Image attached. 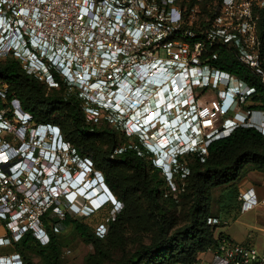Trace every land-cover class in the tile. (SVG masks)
Instances as JSON below:
<instances>
[{"label": "built area", "instance_id": "built-area-1", "mask_svg": "<svg viewBox=\"0 0 264 264\" xmlns=\"http://www.w3.org/2000/svg\"><path fill=\"white\" fill-rule=\"evenodd\" d=\"M262 13L264 0H221L205 24L190 14L184 0H0V28L17 36L11 44L0 35V56H12L49 88H66L88 123H105L113 133L136 139L132 148L151 155L155 167L162 161L152 152L178 141L172 168L162 171L173 184L181 171L186 179L185 156L198 154L204 161L213 141L241 127H255L264 135V110L243 106L256 87L218 64L223 51L264 86ZM4 110L0 220L6 234L0 247L29 232L47 244L42 216L54 205L59 213L60 198L46 195L40 178L21 172L23 158L7 156L20 152L27 131L19 128L16 109L15 120L5 118ZM2 132H15L20 143L5 140ZM69 151L77 164L74 149ZM239 201L241 212L259 205L253 188ZM208 252L214 260L206 264H264V250L251 243L223 239ZM201 256L197 264H205ZM0 264L28 262L11 253L0 254Z\"/></svg>", "mask_w": 264, "mask_h": 264}, {"label": "trees", "instance_id": "trees-1", "mask_svg": "<svg viewBox=\"0 0 264 264\" xmlns=\"http://www.w3.org/2000/svg\"><path fill=\"white\" fill-rule=\"evenodd\" d=\"M261 26L264 27V13L261 17ZM220 54L218 64L222 69L237 74L256 87V92L243 106L264 110V86L234 57L223 51ZM2 85H5V91L1 94L10 104L14 100H19L25 111L33 113L34 120L38 124H53L58 127L60 125L69 142L73 144L72 148L77 157L91 159L95 168L105 173L106 183L118 196L116 198L126 205V210L110 219L108 234L118 232L121 226L143 217V214L138 212V203L129 198V193L122 185L124 175L115 174L110 162L104 156L101 157L99 153L92 152L84 142L85 136L95 134L101 136L106 129L110 130L109 126L105 123H88L74 94L69 93L64 87L49 88L37 78L29 76L12 56L0 59V86ZM1 94L0 109H6L8 106L3 103ZM12 117L11 114L5 115V118ZM108 136L116 137L117 134H108ZM208 152L204 161L198 154H190L182 159V163L187 166L188 173L186 179L181 180L186 181V189L192 196L189 209L190 221L185 225L174 227L168 221L167 215L162 213L159 188L167 184V181L161 169L153 166L151 155L147 153L139 155L136 150L131 151L134 157H127L126 161L127 167L128 165L135 167L131 187L139 190L143 195L150 208L149 215L155 220L157 233L150 244L141 245L129 257L113 264H197V256L200 253L216 249L223 239L230 240L222 233L217 234L220 223H209L210 219L219 218L213 212V192L235 183L239 179L240 171L244 168L264 173V135L255 127H241L233 131L231 135L213 141ZM145 158L149 159L153 169L151 174L148 172L146 174L143 169ZM181 174L178 178H181ZM179 188H182L181 185ZM169 199L174 201L173 197ZM55 207L54 205L49 208L42 216L49 236L48 243L42 244L40 239L29 232L19 242L11 245L14 250L10 253L21 254L28 264H34L27 255L31 252L37 253L45 264H58L61 248L59 238L52 232V228L54 223L59 222V218L50 216L54 214ZM64 213L77 234L87 244L95 247L99 255H93L91 259L93 258V261L99 264L106 257L101 246L103 239L96 236L81 219L72 217L68 212Z\"/></svg>", "mask_w": 264, "mask_h": 264}, {"label": "rangeland", "instance_id": "rangeland-1", "mask_svg": "<svg viewBox=\"0 0 264 264\" xmlns=\"http://www.w3.org/2000/svg\"><path fill=\"white\" fill-rule=\"evenodd\" d=\"M184 1L185 4L188 5L190 14L195 19L205 24H208L214 18L215 13L218 11L221 4V0H211L208 2H205L203 0ZM0 59H4V57L0 56ZM4 91L5 85L0 86V94L2 92L4 93ZM1 96L3 98V103L8 106L4 110V113L11 114L13 116L12 118H8L9 120H15V113L13 109L17 107L14 106V102H11L10 104V102L5 98L4 95L1 94ZM18 109L20 110V108ZM18 116V112H16V117ZM23 127V129L27 131L26 140H33L35 137L34 131H28L33 126L29 127V124H27ZM19 128L22 129L21 126H19ZM60 128L62 137L67 142H69V139L64 133L61 126ZM15 134V132H2L1 137H4L7 141L15 142L16 144H18L20 142L18 141L17 143V140L14 138V136H16ZM117 135L121 136L120 133H118ZM102 136L103 135L99 136L97 134L93 136H85L84 142L86 143V146L91 149L92 152L95 151L96 153H99L101 157L104 156L110 162V166L113 167L112 170L115 174L124 175L122 185L129 193V198L135 200V202L138 203V212L143 214V217L138 218L137 220H133V222H128L123 227L121 226L120 231L118 232L114 231L111 234H108L110 219L116 217L121 211L126 210L125 203L121 201L120 208H117L115 205L107 204L96 211H93L91 208L80 210L82 206L81 204L83 203L82 201L81 203L70 205L68 200L64 199L65 197H62L59 200L60 204L58 205V209L60 210V212L58 213L57 211H55L54 214L50 215L52 217L55 216L59 218V222L54 223L52 228V232L59 238V244L61 248V257L58 261V264H97L95 263V261H93V258L91 259V257L93 255H99L92 244H87L81 238V236L77 234L68 219L62 220V214L64 212H68L72 217L76 219H81L92 229L93 233L96 236L103 239L101 246L103 251H105L106 257H104L99 264H113L116 261L129 257L141 245L150 244L152 242V239L155 237V234L157 233V226L155 224V220L149 215L150 208L146 203L143 195L139 190L131 187L132 177L134 175L133 169L127 167L123 163L116 162L113 159L111 149H109L106 140L102 138ZM71 162L72 160L70 161V163ZM76 166L77 165L73 163L71 170H73ZM101 173L105 176L104 172ZM151 173L152 167L149 163L148 174ZM263 178L264 174H258V171L244 168L240 171L239 179L237 180V182L239 183L241 180L244 179L247 181V186H250L252 184H258L256 186L263 187L261 186L262 182H258ZM181 179L182 178L175 177L173 184H171L166 179L167 184H164L159 188L160 203L163 207L162 213H165L167 215L168 221L174 227L185 225L190 221L189 209L191 206L192 196L190 191L186 189V181H182ZM179 185H181L182 188H179ZM232 187L233 186L228 185L219 188L215 192H213V212L215 215L219 216L222 221H225L228 224L238 219L239 224L237 226L241 230H246L247 234L251 235V244L260 250V244L257 241V237L260 231L256 228L264 226V215L262 212H259L257 210H250L248 212H243L245 214H242L240 209L242 203L240 201H236L235 194L232 196V193H235L234 188ZM112 192L118 198V196L113 190ZM169 197H173L174 201H171ZM174 202L176 204H173ZM3 225V221L0 220V229ZM227 227V225L220 224L217 229V234H220L222 231L226 230ZM13 250L14 249L12 246L0 247V254H11L10 252H12ZM27 255L28 258L31 259L34 264H45L37 253L31 252Z\"/></svg>", "mask_w": 264, "mask_h": 264}, {"label": "clouds", "instance_id": "clouds-1", "mask_svg": "<svg viewBox=\"0 0 264 264\" xmlns=\"http://www.w3.org/2000/svg\"><path fill=\"white\" fill-rule=\"evenodd\" d=\"M0 35H1V38H3L6 35L5 38H7V40H10L11 44H14L17 40V36L14 35L12 31L7 34L6 31H3V28H0ZM30 47L31 49L34 50V47L32 45ZM13 102H14V106L17 107L15 109L18 112V115H19L18 117L20 118V121L24 123V125H27L29 121L31 120V115L29 113H25V110L22 108L23 106L19 100H14ZM18 108H20V110ZM20 113L23 114V116H21ZM59 132H60V129L56 125L39 124L36 130H34V135L37 136L35 137L34 140L35 141L38 140V137H39V140L37 141V145L32 146V144L27 143L25 146L22 147L19 153H15L14 150H11L7 153V156L12 157V159H17L19 157L23 158L24 168H22L21 172L32 173L31 174L32 177L36 176L37 178L41 179V184L42 182L47 183V180H48L47 175L45 176L37 175V172L35 171V169H33L34 166L39 167V162L48 163L49 159L45 155L46 151L51 152L53 155L58 154L56 164L60 163L62 167H67L71 169L74 163L73 160H75L74 154L71 151H69V149H71L70 143L67 142L62 137V134L60 135L61 136L60 141L57 143ZM61 140H64V143ZM170 144L168 148L164 151L156 150V152H152L155 158H158L162 161V167H159L161 171H168L172 168V165H173L172 159L175 155V151L177 149L176 145L178 144V141L175 143L171 142ZM1 149L2 147H0V150ZM28 151H30L31 154L32 153L36 154V158L33 161L28 160L27 158ZM21 153H23L24 155H21ZM71 160L72 162L70 163ZM62 197L64 198V194L60 193L59 198L61 199Z\"/></svg>", "mask_w": 264, "mask_h": 264}, {"label": "crops", "instance_id": "crops-1", "mask_svg": "<svg viewBox=\"0 0 264 264\" xmlns=\"http://www.w3.org/2000/svg\"><path fill=\"white\" fill-rule=\"evenodd\" d=\"M258 174H264V173L258 172ZM258 182H262L261 186L264 187V178ZM246 183H247V181L243 179L239 183L236 181L235 183L229 185V186H233L232 188H234L235 193H232V196L235 194L236 195V201H239V197L242 193L253 188L255 190V194H256L257 199L259 201V205L256 206L252 210H257L259 212H262L264 215V188L256 186L258 184H255V185L252 184L250 186H247ZM241 213L245 214L243 212H241ZM218 219L220 220L221 225L223 224V225L228 226L227 229L222 231L221 233L224 234L225 236L229 237V239L231 241H233L235 243H239V244H244L247 242L251 243L250 242L251 235L247 234L246 230H241L237 226L239 224L238 219H236L235 221H233L232 223H229V224L225 221H222V219L220 217ZM256 229H258L260 231V233L257 237V241L260 244L259 248H260V250H264V226L263 227H257ZM5 234H6V230H5L4 226H2V228L0 229V237L4 236ZM201 257H202V260L205 264L211 263L214 260V254L212 252L202 253Z\"/></svg>", "mask_w": 264, "mask_h": 264}, {"label": "flooded vegetation", "instance_id": "flooded-vegetation-1", "mask_svg": "<svg viewBox=\"0 0 264 264\" xmlns=\"http://www.w3.org/2000/svg\"><path fill=\"white\" fill-rule=\"evenodd\" d=\"M41 108V107H40ZM25 113H29L31 115V120L29 121V127L30 126H33L32 128H30L28 131L31 132V130H36V128L38 127V123L34 120V117H33V113L31 111H25ZM60 128V126H59ZM61 130V128H60ZM108 134H113V132L109 129H106L104 131V134L102 136V138H104L106 140V143L109 147V149H111V153H112V156H113V159L116 161V162H120V163H123L126 165V161H127V157H134V154L131 153L132 150H134L132 148L133 144L136 142V139H132V138H126V137H121V136H116V137H109ZM70 146H72V144L70 143ZM116 155V157H115ZM128 155V156H127ZM147 159V160H146ZM143 164H144V167L143 169L145 170L146 174L148 172V166H149V159L148 158H145L143 160ZM128 167L132 168L133 171L135 172V167L134 166H129ZM152 172H153V169H152ZM106 176H104L105 178ZM106 180V178H105ZM109 186V185H108Z\"/></svg>", "mask_w": 264, "mask_h": 264}, {"label": "bare ground", "instance_id": "bare-ground-1", "mask_svg": "<svg viewBox=\"0 0 264 264\" xmlns=\"http://www.w3.org/2000/svg\"><path fill=\"white\" fill-rule=\"evenodd\" d=\"M166 142H168V140H165V141H164V143H166ZM71 198H72V196H71ZM105 200H106V199H105ZM103 201H104V198H103V199H97V200L95 201V204L98 206V205L102 204Z\"/></svg>", "mask_w": 264, "mask_h": 264}]
</instances>
